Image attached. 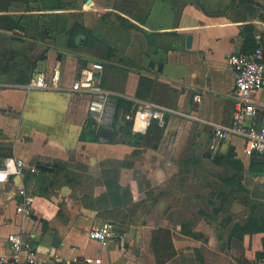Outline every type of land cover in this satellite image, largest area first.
<instances>
[{"label":"crops","instance_id":"obj_1","mask_svg":"<svg viewBox=\"0 0 264 264\" xmlns=\"http://www.w3.org/2000/svg\"><path fill=\"white\" fill-rule=\"evenodd\" d=\"M201 1L205 10L195 0H24L10 5L8 14L20 27L0 25V51L6 60L15 57L21 64L27 58L35 62L33 75L43 72L48 78L60 64L62 76L60 89L29 90L0 74V164L12 157L27 165L23 177L0 180V255L13 254L8 236L19 233L45 264H184L193 247L200 248L199 257L194 255L198 264H264L257 258L264 249V232L231 236L223 250L224 240L206 233L208 224L202 229L173 219L172 195L164 193L169 173L163 156L177 155L179 141L187 142L195 128L210 141L211 128L203 120H232L235 72L230 56L248 39L264 46V0ZM254 7L258 13L250 10ZM108 12L130 19L146 34L161 36L148 41L101 21ZM76 23L101 42L83 45L79 34L76 46L70 47L69 32ZM19 44L27 49L14 51ZM91 62L103 64L98 79L116 97L153 102L202 121L169 113L157 147L80 140L89 97L70 87ZM142 78L146 81L138 95ZM251 98L262 118L264 88ZM164 141L170 145L163 155ZM221 148L247 158L238 136L225 139ZM38 162L54 169L41 170ZM32 166L37 170L32 172ZM108 180L114 185L107 187ZM21 184L35 196L29 215L17 211ZM106 224L121 237L101 242L89 236L92 228ZM189 230H201L204 236L197 239ZM160 231L169 235L171 256L158 250L166 245ZM54 236L59 239L56 246Z\"/></svg>","mask_w":264,"mask_h":264},{"label":"built area","instance_id":"obj_2","mask_svg":"<svg viewBox=\"0 0 264 264\" xmlns=\"http://www.w3.org/2000/svg\"><path fill=\"white\" fill-rule=\"evenodd\" d=\"M230 63L235 72L234 113L231 122L227 124L203 120L211 128L209 147L216 152L225 139L230 136H238L244 141L245 156L262 155L264 154V116L259 118V111L251 96L253 92L264 88V46L258 44L247 53L235 52L230 56ZM103 69L104 66L101 62H91L81 71L70 88L78 94L87 95L89 97V116L98 126L109 127L113 123L116 96L112 91L106 89L98 79V74ZM61 76L62 69L60 64H57L49 78L45 73L40 72L33 75L24 86L29 90H57L61 88ZM200 99V95H195V100L200 101ZM166 113L179 114L202 121L197 115H190L153 102H137L134 115L128 117L133 119L132 129L134 132L145 133L153 119L158 120L159 125L163 126ZM100 141L106 142V138L103 136ZM12 166L13 169H11ZM26 166L23 159L5 158L0 164V174L2 175L0 180L9 182L11 176L23 177ZM30 170L36 171V166H32ZM18 194L21 197V202L17 211L29 215L35 196L27 191L24 184L18 186ZM89 236L105 242L109 238H120L121 233L112 225L106 224L92 228L89 231ZM8 240L12 243L13 254L11 256L0 255V264H45L33 245L22 234H9Z\"/></svg>","mask_w":264,"mask_h":264},{"label":"rangeland","instance_id":"obj_3","mask_svg":"<svg viewBox=\"0 0 264 264\" xmlns=\"http://www.w3.org/2000/svg\"><path fill=\"white\" fill-rule=\"evenodd\" d=\"M13 38L23 42V39L18 36ZM21 48L26 47L19 44L17 50L14 51H21ZM119 125L121 126L122 123ZM197 131L199 129L195 128L190 138L188 135L190 142H183V139L179 141V146H176L177 155L170 153L163 156L162 164L169 173V186L164 193L167 196L172 195L169 209L172 208L173 219L186 223L188 227L195 225L202 229L208 227L206 233L222 238L224 242L221 243V248L226 250L235 221L242 223L248 219L250 214L261 215L260 212H264V175H257L249 170L250 157L238 158L235 152L224 151L221 147L216 152L212 151L207 136L203 138ZM117 140H128L122 129L117 135ZM163 145L166 147L163 150L164 155L170 141L169 143L164 141ZM210 155L212 158L222 156L223 159L217 163L209 157ZM233 164H238V166L235 167ZM234 175L236 177L234 186L226 185L222 180ZM223 187L227 190L233 187L235 194L229 195L222 204ZM230 201L231 205H229ZM233 204L238 207L235 212L231 211ZM218 207L219 212L216 210ZM229 217L232 221H229ZM206 224H208L207 227H205ZM189 232L197 239L204 236L201 230H189ZM160 236L165 238L166 245L164 249L159 247L158 250L161 254L168 255L171 252V247H167L169 235L165 231H160ZM194 255L199 257V247L192 248V256L185 254L184 264H198ZM197 260L199 261V258Z\"/></svg>","mask_w":264,"mask_h":264},{"label":"trees","instance_id":"obj_4","mask_svg":"<svg viewBox=\"0 0 264 264\" xmlns=\"http://www.w3.org/2000/svg\"><path fill=\"white\" fill-rule=\"evenodd\" d=\"M15 1H24V0H0V25L4 26L8 29H13L16 27H20L19 22L12 18L11 15L8 14L10 5ZM29 1V0H25ZM242 1V0H240ZM250 10L258 13V9L256 7L251 8ZM100 20L110 24V25H120L123 26L125 29H127L131 33L138 34L142 37H145L148 41H153L152 39H158L161 36V33H151L146 34L138 25L133 23L130 19L117 14L115 12H108L103 14L100 17ZM70 38H69V46L75 47V38L77 35L82 34L83 39L80 40V43L89 47H95L101 40L95 36L91 30L85 28L80 23H76L73 28L69 32ZM154 40V41H155ZM258 44L255 40H246L243 45L241 46L240 52L247 53L253 48H255ZM6 60L4 57L3 52L0 51V74L6 75L13 83L15 84H27L31 77L33 76V73L35 72V62L31 61L27 58H25L24 63H18L15 57H10ZM24 60V59H23ZM13 61V62H11ZM144 80L146 79L142 78L140 86L138 88L137 94H142V86H144ZM148 81V85L150 87L151 81ZM116 99V107H115V113L113 116V123L109 127L104 126H98L93 118L90 116L87 119V122L85 123L81 135L80 140L82 141H100V139L103 137L101 135V129L102 128H108L112 131V136L110 138H106V142H123L128 143L131 145H139V142H143L147 145H153L154 143H157L163 136L165 128L168 124L170 114L166 113L165 115V124L163 126H160L158 123V120L153 119L151 124L149 125L147 131L145 133H137L134 132L132 129L133 119L129 118L128 116H133L135 113L136 105L137 103L124 96H118L115 97ZM119 123H122L120 126ZM119 126V127H118ZM120 129L125 131V135L128 137L127 141H120L117 140V135H119ZM234 152L233 150H230ZM229 151V152H230ZM212 158V156L210 155ZM214 162H221L223 157L217 156L215 158H212ZM238 163H240L238 161ZM235 167L238 166V164H233ZM248 168L250 171L254 172L257 175H264V154L262 155H253L249 159ZM226 185L234 186L236 177L235 175L233 177H227L222 179ZM114 185L113 180L106 181V186L110 187ZM229 191V192H228ZM224 195L222 197V204L224 203L225 199L229 195H234L235 190L232 187L230 190L223 187V193ZM232 202L230 201L231 205ZM217 212H219V207L216 208ZM261 215L256 214H250L248 216V219L244 222H237L233 224L232 230H231V236H235L238 238H242L245 234H251L255 232H264V212H260ZM229 221H232V218H228ZM263 246H264V239H263ZM171 251V250H170ZM173 255L172 251L169 252L166 256ZM257 258L264 260V249L262 252L257 253Z\"/></svg>","mask_w":264,"mask_h":264},{"label":"water","instance_id":"obj_5","mask_svg":"<svg viewBox=\"0 0 264 264\" xmlns=\"http://www.w3.org/2000/svg\"><path fill=\"white\" fill-rule=\"evenodd\" d=\"M196 3L203 9L205 10V6L203 5L202 1L201 0H195ZM231 10V8L226 12L228 13L229 11ZM192 40H193V36L191 34H189L187 36V46L188 47H191L192 45ZM163 68V65L160 64L159 65V69L162 70ZM101 135L106 137V138H110L112 136V131L109 130L108 128H102L101 129ZM154 147H157V143H154L153 144ZM54 165H56V163H54ZM37 168L41 169V170H53L54 169V166H51L49 164H44V163H40L38 162L37 163ZM59 243V239L57 238V236H54L53 238V245L56 246L58 245Z\"/></svg>","mask_w":264,"mask_h":264},{"label":"bare ground","instance_id":"obj_6","mask_svg":"<svg viewBox=\"0 0 264 264\" xmlns=\"http://www.w3.org/2000/svg\"><path fill=\"white\" fill-rule=\"evenodd\" d=\"M11 169H13V166L11 167ZM0 178H2V175L0 174Z\"/></svg>","mask_w":264,"mask_h":264}]
</instances>
